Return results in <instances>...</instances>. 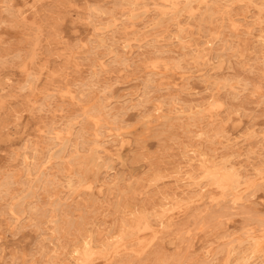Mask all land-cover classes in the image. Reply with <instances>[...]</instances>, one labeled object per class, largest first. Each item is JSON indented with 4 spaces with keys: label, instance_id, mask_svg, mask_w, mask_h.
I'll return each mask as SVG.
<instances>
[{
    "label": "rangeland",
    "instance_id": "374dc122",
    "mask_svg": "<svg viewBox=\"0 0 264 264\" xmlns=\"http://www.w3.org/2000/svg\"><path fill=\"white\" fill-rule=\"evenodd\" d=\"M121 1L0 0V264H264V0Z\"/></svg>",
    "mask_w": 264,
    "mask_h": 264
},
{
    "label": "bare ground",
    "instance_id": "6f19581e",
    "mask_svg": "<svg viewBox=\"0 0 264 264\" xmlns=\"http://www.w3.org/2000/svg\"><path fill=\"white\" fill-rule=\"evenodd\" d=\"M123 1H124V0H122L121 3H122ZM182 1H184V0H182ZM186 1H187V0H186ZM223 1H224V0H223ZM225 1H226V0H225ZM231 1H232V0H231ZM231 1L229 0V2H231ZM235 1H236V0H235ZM253 1H254V0H253ZM253 1H252V2H253ZM119 2H120V0H119ZM126 2L131 3L130 1H126ZM169 2H170V1H169ZM171 2H172V0H171ZM178 2H179V1H178ZM210 2H211V0H210ZM210 2H209V4H208L207 1H206V4H207V5H210ZM220 2H221V1H220ZM227 2H228V1H227ZM246 2H248V1H246ZM252 2H251V3H252ZM123 3H124V2H123ZM132 3H133V2H132ZM150 3H151V2H150ZM162 3H163V1H162ZM180 3H181V2H180ZM212 3H213V2H212ZM218 3H219V2H218ZM232 3L235 4L234 2H232ZM256 3H257V2H256ZM157 4H158V2H157ZM159 4H160V3H159ZM182 4H183V2H182ZM184 4H185V1H184ZM224 4H226V3H224ZM229 4H230V3H229ZM244 4H245V3H244ZM119 5H120V3H119ZM138 5H139V4H137V6H138ZM202 5H203V4H202ZM221 5H222V4H221ZM231 5H232V4H231ZM231 5H230V6H231ZM242 5H243V4H242ZM251 5H252V4H251ZM251 5H250L249 2H248V6H251ZM160 6H161V5H160ZM184 6H186V4H185ZM212 6H214V5L212 4ZM118 7H119V6H118ZM131 7H132V6H131ZM207 7H209V6H207ZM207 7H206V8H207ZM219 7H220V6H219ZM241 8H242V7H241ZM129 9H130V8H129ZM184 9H185V7H184ZM194 9H195V8H194ZM202 9H203V8H202ZM211 9H213V8H211ZM109 10H110V9H109ZM131 10H133V9H131ZM13 11H14V10H13ZM176 11H177V10H176ZM178 11H179V10H178ZM180 11H181V10H180ZM182 11H183V10H182ZM202 11H203V10H202ZM204 11H206L205 8H204ZM224 11H226V10H224ZM224 11L221 10L222 13H223ZM242 11H244V10H242ZM10 12H11V11H10ZM161 12H162V11H161ZM165 12H166V11H165ZM189 12H190V11H189ZM189 12H188V13H189ZM207 12H208V10L206 11V13H207ZM211 12H212V11H211ZM246 12H247V11H246ZM11 13H13V12H11ZM14 13H15V12H14ZM172 13H173V12H172ZM174 13H176V12H174ZM177 13H178V12H177ZM177 13H176V14H177ZM192 13H193V12H192ZM122 14H124V13H122ZM129 14H130V13H129ZM166 14H169V13H166ZM178 14H179V13H178ZM203 14H204V13H203ZM215 14H220V13H215ZM238 14H239V13H238ZM127 15H128V14H127ZM136 15H137V14H136ZM138 15H139V14H138ZM205 15H206V14H205ZM221 15H222V14H221ZM244 15H245V14H244ZM134 16H135V15H134ZM158 16H159V14H158ZM170 16H172V15H170ZM178 16H179V15H178ZM200 16H201V14H200ZM206 16H207V15H206ZM211 16H212V15H211ZM17 17H18V16H17ZM198 17H199V16H198ZM224 17H225V16H224ZM226 17H227V16H226ZM233 17H234V16H233ZM113 18H114V17H113ZM118 18H119V17H118ZM169 18H170V17H169ZM169 18H168V19H169ZM199 18H200V17H199ZM209 18L211 19L210 16H209ZM111 19H112V18H111ZM111 19H110V20H111ZM171 19H173V18H171ZM237 19H238V18H237ZM237 19H235V20H237ZM169 20H170V19H169ZM173 20H174V19H173ZM208 21H209V20H208ZM208 21H207V22H208ZM166 22H167V20H166ZM169 22H170V21H169ZM229 22H230V21H229ZM130 24H132V23H130ZM166 24H167V23H166ZM166 24H165V25H166ZM163 25H164V24H163ZM163 25H162V26H163ZM165 25H164V27H165ZM235 26H236V25H235ZM157 27H158V26H157ZM209 27H210V26H209ZM166 28H167V26H166ZM234 28H235V27H234ZM235 29H236V28H235ZM164 31H165V30H164ZM164 31H163V32H164ZM214 33H215V32H214ZM96 36H97V34H96ZM98 36H99V35H98ZM99 38H100V37H99ZM102 41H103V40H102ZM223 41H225V40H223ZM226 42H227V41H226ZM223 43H225V42H223ZM94 44H95V43H94ZM98 44H99V42H98ZM100 45H101V44H100ZM100 45H99V46H100ZM166 45H167V44H166ZM166 45H165V46H166ZM156 48H157V47H156ZM157 50H158V49H157ZM180 55H181V54H180ZM113 57H114V56H113ZM121 57H122V56H121ZM93 58H94V57H93ZM90 59H91V58H90ZM122 61H123V60H122ZM178 61H179V59H178ZM179 67H180V66H179ZM90 69H91V68H90ZM90 74H91V73H90ZM93 74H94V73H93ZM96 75H97V74H96ZM152 75H153V74H152ZM101 80H102V79H101ZM90 81H91V80H90ZM103 81H104V80H103ZM94 82H95V81H94ZM77 92H78V91H77ZM89 94H90V93H89ZM106 95H107V94H106ZM107 96H108V95H107ZM113 96H114V95H113ZM118 97H119V96H118ZM99 98H100V97H98V100H99ZM101 98H102V97H101ZM101 98H100V99H101ZM105 98H107V97H105ZM116 98H117V97H116ZM121 98H122V96H121ZM118 99H120V98H118ZM83 101H84V100H83ZM104 101H105V100H104ZM118 101L120 102V100H118ZM78 102H79V100H78ZM102 103H103V101H102ZM104 103L107 104L106 102H104ZM98 104H99V103H98ZM96 106H97V105H96ZM98 106H99V105H98ZM98 106H97V107H98ZM101 106H104V105H101ZM117 107H118V106H117ZM100 108H101V107H100ZM111 108H112V106H111ZM118 108H119V107H118ZM90 110H91V109H90ZM108 110H109L108 112H110L112 109H111V110L108 109ZM116 110H117V109H116ZM157 110H158V109H157ZM97 111H100V110H97ZM118 111H119V110H118ZM85 112H86V111H85ZM88 112H89V110H88ZM97 113H98V112H97ZM85 114H86V113H85ZM86 115H87V114H86ZM99 116H100V115H99ZM110 116L112 117V115H110ZM111 117H110V118H111ZM159 117H160V116H159ZM111 119H112V118H111ZM102 120H103V119H102ZM118 123H119V122H118ZM143 123H144V122H143ZM144 124H145V123H144ZM75 126H76V125H75ZM120 126H121V125H120ZM144 126H145V125H144ZM114 127H115V126H114ZM116 128H119V126H118V127L116 126ZM144 128H145V127H144ZM80 129H81V128H80ZM121 131H122V129H121ZM69 133H70V131H69ZM95 133H96V132H95ZM74 134H75V133H74ZM72 136H74V135L72 134ZM69 137H70V136H69ZM66 139H67V138H66ZM73 139H75V137H74ZM71 140H72V139H71ZM82 140H83V139H82ZM75 141H76V140H75ZM85 141H86V140H85ZM94 141H95V139H94ZM65 142H67V141L65 140ZM70 142H71V141H70ZM76 142L78 143V141H76ZM79 142H80V141H79ZM97 142H98V141H97ZM102 142H103V141H102ZM60 143H61V142H60ZM81 143H82V142H81ZM81 143H80V144H81ZM78 144H79V143H78ZM95 144H98V143H95ZM99 144H100V143H99ZM76 145H77V144H76ZM98 146H99V145H98ZM61 147H62V145H61ZM101 147H102V146H101ZM65 148H66V147H65ZM58 150H59V149H58ZM61 150H63V149H61ZM76 151H77V149H76ZM102 152H103V151H102ZM81 154H82V153H81ZM82 156H83V155H82ZM104 157H105V155H104ZM106 157H107V156H106ZM57 158H59V157H57ZM108 158H109V157H108ZM68 159H69V158H68ZM84 160H85V159H84ZM86 160H87V159H86ZM110 160H111V159H110ZM100 161H101V159H100ZM100 161H99V162H100ZM206 161H207V160H205V162H206ZM205 162H203V163H205ZM211 162H212V161H211ZM208 163H210V162H207L206 165H205V164H204V165L207 166ZM201 164H202V163H201ZM99 165H101V164H99ZM204 165H203V166H204ZM212 165H213V164H212ZM214 165H215V164H214ZM222 166H223V165H222ZM89 167H90V166H89ZM220 167H221V166H220ZM198 168H199V167H198ZM203 168H204V167H203ZM214 168H215V167H214ZM201 169H202V168H201ZM204 169H205V168H204ZM209 169H210V167H209ZM88 170H89V169H88ZM99 170H100V169H99ZM211 170H213V169H211ZM213 171H214V170H213ZM98 172H99V171H98ZM202 172H203V171H202ZM234 172H235V171H234ZM234 172H233V173H234ZM80 173H81V172H80ZM82 173H84V172H82ZM199 173H200V172H199ZM208 173H209V172H207V174H208ZM75 174H76V173H75ZM203 174H204V173H203ZM240 174H241V173H240ZM70 175H71V174H70ZM81 175H82V174H81ZM209 175H210V174H209ZM234 175H235V174H234ZM73 176H74V175H73ZM102 176H103V175H102ZM205 176H206V175H205ZM236 176H237V175H236ZM241 176H242V174H241ZM258 176H259V175H258ZM75 177H76V176H75ZM88 177H89V175H88ZM207 177H208V176H207ZM227 177H228V176H227ZM230 177H231V176H230ZM201 178H202V177H201ZM238 178H239V177H238ZM104 179H105V178H104ZM123 179H124V178H123ZM194 179H195V178H194ZM196 179H197V178H196ZM203 179H204V178H203ZM207 179H208V178H207ZM207 179H205V180H207ZM219 179H220V178H219ZM78 180H79V179H78ZM223 180H224V179H223ZM237 180H238V179H237ZM244 180H245V179H244ZM193 181H194V180H193ZM200 181H201V180H200ZM228 181H229V180H228ZM106 182H107V181H106ZM198 182H199V181H198ZM198 182H197V183H198ZM213 182H215V181H213ZM223 182H224V181H223ZM230 182H231V181H229V183H230ZM68 183H69V182H68ZM191 183H192V182H191ZM199 183H200V182H199ZM199 183H198V184H199ZM204 183H205V182H204ZM207 183H208V181H207ZM235 183L238 184L237 181H236ZM235 183H234V184H235ZM92 184H93V183H92ZM97 184H98V182H97ZM239 184H242V183H239ZM190 185H191V184H190ZM214 185H215V184H214ZM234 186H235V185H234ZM260 186H261V185H260ZM262 186H263V184H262ZM209 187H211V186H209ZM240 187H241V186H240ZM179 188H180V187H179ZM92 189H93V188H92ZM201 189H202V188H201ZM209 189H210V188H209ZM236 190H237V188H236ZM242 191H243V190H242ZM91 192H92V191H91ZM199 192H200V191H199ZM224 192H225V191H224ZM189 193H190V192H189ZM228 193H229V192H228ZM239 193H240V192H239ZM88 194H89V193H88ZM88 194H87V195H88ZM192 194H193V192H192ZM89 195H90V194H89ZM92 195H93V194H92ZM227 195H228V194H227ZM227 195H226V193H225V196H227ZM58 196H59V195H58ZM247 196H248V195H247ZM16 198H17V197H16ZM92 198H93V197H92ZM187 198H188V197H187ZM62 199H63V198H62ZM54 200H55V199H54ZM14 201H15V200H14ZM56 201H58V200H56ZM231 201H232V200H231ZM60 202H61V201H60ZM14 203H15V202H14ZM51 203H52V202H51ZM11 204H12V203H11ZM57 204H59V203H57ZM67 204H68V203H67ZM67 204H66V205H67ZM119 204H120V203H119ZM220 204H221V203H220ZM220 204H219V205H220ZM225 204H226V203H225ZM225 204H224V205H225ZM235 204H236V203H235ZM15 205H16V204H15ZM60 205H62V202H61ZM224 205H223V206H224ZM55 206H56V205H55ZM118 206H119V205H118ZM197 206H198V205H197ZM200 206H201V205H200ZM234 207H235V206H234ZM248 207H249V206H248ZM250 207H251V206H250ZM13 208H14V207H13ZM19 208H20V207H19ZM67 208H68V206H67ZM72 208H73V207H72ZM235 208H236V207H235ZM241 208H242V205H241ZM15 209H17V208H15ZM69 209H70V208H69ZM69 209H68V210H69ZM219 209H222V208L220 207ZM219 209H218V210H219ZM218 210H217V211H218ZM241 210H242V209H241ZM241 210H240V211H241ZM20 211H21V210H20ZM41 211H43V210H41ZM41 211H40V212H41ZM23 212H24V211H23ZM207 212H208V211H207ZM207 212H206V213H207ZM234 212L237 213V212H236V209H235ZM16 213H17V212H16ZM198 213H199V212H198ZM230 213H231V212H230ZM235 213H234V214H235ZM238 213H239V212H238ZM17 214H18V213H17ZM31 214H32V213H31ZM33 214H34V213H33ZM129 214H130V213H129ZM54 215L56 216V214H54ZM143 215H144V214H143ZM28 216H29V215H28ZM145 216H146V215H145ZM162 216H163V215H162ZM203 216H204V215H203ZM223 216H224V215H223ZM11 217H12V216H11ZM30 217H31V216H30ZM80 217H81V216H80ZM131 217H132V216H131ZM135 217H136V216H135ZM221 217H222V216H221ZM9 218H10V217H9ZM148 218H149V217H148ZM28 219H29V218H28ZM37 219H38V218H37ZM39 219H40V218H39ZM45 219H46V218H45ZM154 219H155V218H154ZM25 220H27L26 217H25ZM123 220H124V219H123ZM248 220H249V219H248ZM255 220H256V219H255ZM259 220H260V219H259ZM259 220H258V222H259ZM11 221H12V220H11ZM38 221H39V220H38ZM63 221H64V220H63ZM144 221H145V220H144ZM262 221H264V220H262ZM47 222H48V221H47ZM123 222H124V221H123ZM123 222H122V223H123ZM35 223H36V222H35ZM124 223H125V222H124ZM260 223H261V221L259 222V224H260ZM19 224H20V222H19ZM32 224H34V223H32ZM37 224H38V223H37ZM42 224H43V223H42ZM60 224H61V223H60ZM166 224H167V223H166ZM262 224H264V223H262ZM10 225H11V224H10ZM85 225H86V224H85ZM141 225H142V224H141ZM151 225H152V224H151ZM14 226H15V225H14ZM30 226H31V225H30ZM37 226H38V225H37ZM68 226H69V225H68ZM138 226H139V225H137V227H138ZM15 227H16V226H15ZM20 227H21V226H20ZM34 227H35V226H34ZM51 227H52V226H51ZM55 227H56V226H54L53 228H55ZM142 227H143V226H142ZM152 227H154V226H152ZM152 227H151V228H152ZM166 227H167V226H166ZM261 227H262V225H261ZM25 228H26V227H25ZM85 228H86V227H85ZM162 228H163V227H162ZM263 228H264V227H263ZM38 229H40V228H38ZM41 229H42V228H41ZM86 229H87V228H86ZM119 229H120V227H119ZM157 229H158V228H157ZM260 229H261V228H260ZM6 230H7V229H6ZM55 230H56V229H54L53 231H55ZM73 230H74V228H73ZM126 230H127V229H126ZM261 230H263V229H261ZM124 231H125V230H124ZM124 231H123V232H124ZM240 231H241V229H240ZM13 232H14V231H13ZM13 232H12V234H13ZM83 232H84V231H83ZM91 232H92V231H91ZM128 232H129V231H127V233H128ZM133 232H134V231H133ZM249 232H250V231H249ZM80 233H81V232H80ZM252 233H253V232H252ZM84 234H85V233H84ZM84 234H83V236H84ZM115 234H116V233H115ZM128 234H129V233H128ZM128 234H127V235H128ZM253 234H254V233H253ZM13 235H15V233H14ZM80 235L82 236V234H80ZM111 235H112V234H111ZM113 235H114V234H113ZM122 235H124V234H122ZM122 235H121V236H122ZM241 235H242V234H241ZM135 236H136V235H135ZM84 237H85V236H84ZM107 237H108V236H107ZM88 238H89V237H88ZM105 238H106V237H105ZM109 238H110V237H109ZM116 238H117V237H116ZM126 238H127V237H126ZM76 239H77V238H76ZM89 239H90V238H89ZM107 239H108V238H107ZM79 240H80V239H79ZM118 240H119V239H118ZM134 240H135V239H134ZM90 241H91V240H90ZM93 241H94V240H93ZM93 241H92V242H93ZM97 241H100V240H97ZM111 241H112V240H111ZM134 242H135V241H134ZM136 242H137V241H136ZM261 242H262V241H261ZM89 243H90V242H89ZM89 243H87V242L85 243V245H86V249H87V250L89 249V247H88V244H89ZM101 243H102V242H101ZM255 243H256V242H255ZM97 244L99 245V243H97ZM97 244H95V245H97ZM107 244H108V243H107ZM110 244H111V243H110ZM124 244H125V243H124ZM127 244H128V243H127ZM261 244H262V243H261ZM261 244H260V245H261ZM74 245H75V244H74ZM74 245H73V246H74ZM85 245H84V246H85ZM93 245H94V244H93ZM95 245H94V246H95ZM98 245H97V246H98ZM15 246H16V245H15ZM123 246H124V245H123ZM130 246H131V245H130ZM130 246H129V247H130ZM235 246H236V245H235ZM242 246H243V245H242ZM256 246H257V245H256ZM258 246H259V245H258ZM263 246H264V245H261L262 248H263ZM13 247H14V246H13ZM16 247H17V246H16ZM82 247H83V246H82ZM109 247H110V246H109ZM113 247H114V246H113ZM124 247H125V246H124ZM129 247H128V248H129ZM251 247H252V246H251ZM72 248H73V247H72ZM83 248H84V247H83ZM230 248H231V247H230ZM252 248H253V247H252ZM1 249H2V248H1ZM18 249H19V248H18ZM60 249H61V248H60ZM79 249H80V248H79ZM111 249H112V248H111ZM132 249H133V247H132ZM132 249H131V250H132ZM234 249H235V248H234ZM238 249H239V248H238ZM255 249H256V248H255ZM257 249H258V248H257ZM263 249H264V248H263ZM113 250H114V249H113ZM225 250H226V249H225ZM242 250H243V249H242ZM19 251H20V250H19ZM59 251H60V250H59ZM71 251H72V250H71ZM73 251H74V249H73ZM81 251H82V250H81ZM104 251H105V250H104ZM107 251H108V250H107ZM229 251H230V250H229ZM233 251H234V250H233ZM243 251H244V250H243ZM263 251H264V250H263ZM0 252H1V250H0ZM20 252H21V251H20ZM83 252H84V251H83ZM102 252H103V250H102ZM129 252H130V251H129ZM234 252H235V251H234ZM249 252H250V251H249ZM254 252H255V251H254ZM85 253H86V252H85ZM121 253H122V252H121ZM250 253H251V252H250ZM250 253H249V254H250ZM257 253H259V252L257 251ZM263 253H264V252H263ZM70 254H71V253H70ZM73 254H74V253H73ZM88 254H90V253H88ZM235 254H236V252H235ZM261 254H262V253H261ZM68 255H69V254H68ZM230 255H231V254H230ZM233 255H234V254H233ZM239 255H240V254H239ZM239 255H238V256H239ZM250 255H251V254H250ZM250 255H249V256H250ZM61 256H62V255H61ZM85 256H86V255H85ZM106 256H107V255H106ZM131 256H132V255H131ZM131 256H130V257H131ZM257 256H259V255H257ZM72 257H73V255H72ZM89 257H90V256H89ZM91 257H92V255H91ZM128 257H129V256H128ZM261 257H262V256H261ZM48 258H49V257H48ZM73 258H74V257H73ZM119 258H120V257H119ZM228 258H229V257H228ZM231 258H233L232 255H231ZM258 258H259V257H258ZM87 259H88V257H87ZM120 259H121V258H120ZM120 259H119V260H120ZM224 259H225V257H224ZM245 259H246V257L243 256V257H242V260H245ZM254 259H255V258H254ZM261 259H262V258H261ZM47 260H48V259H47ZM65 260H66V259H65ZM65 260H64V261H65ZM81 260H83V259L81 258ZM89 260H90V259L86 260V264L89 263ZM226 260H227V259H225L224 262H225ZM228 260H229V259H228ZM236 260H237V259H236ZM255 260H256V259H255ZM117 261H118V258H117ZM232 261H233V260H232ZM250 261H253V260L251 259ZM259 261H260V260H259ZM27 262H28V261H27ZM53 262H55V261L52 260V261H51V264H52ZM114 262H115V261H114ZM241 262H242V261H241ZM256 262H257V260H256ZM55 263H56V262H55ZM71 263H72V262H71ZM112 263H113V262H112ZM119 263H120V262H119ZM226 263H227V261H226ZM233 263H236V261L233 262ZM233 263H232V264H233ZM253 263H254V262H253ZM259 263H260V262H259ZM261 263H262V262H261ZM261 263H260V264H261ZM57 264H58V263H57ZM113 264H114V263H113Z\"/></svg>",
    "mask_w": 264,
    "mask_h": 264
}]
</instances>
